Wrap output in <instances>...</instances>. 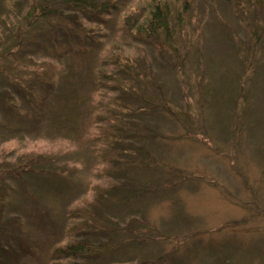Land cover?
<instances>
[{
    "label": "rangeland",
    "instance_id": "374dc122",
    "mask_svg": "<svg viewBox=\"0 0 264 264\" xmlns=\"http://www.w3.org/2000/svg\"><path fill=\"white\" fill-rule=\"evenodd\" d=\"M150 1L110 0L113 11L103 23L84 19L91 44L83 48L73 38L76 51L67 54L61 50L68 37L54 25L32 30L21 45L7 43L0 90L30 84L33 71L54 72L57 100L37 124L16 133L0 128V138L12 136L0 143L1 168L31 162L49 171L32 175L34 182L0 174V264H50L51 250L75 235L85 239L98 214L107 230L89 237L99 244L91 264H264V0L190 3L173 34L179 51L173 76L168 48L136 43L126 32ZM27 8L0 11L5 26L15 31ZM5 26L3 39L12 34L2 33ZM54 33L52 45L47 36ZM109 54L152 64L162 88L147 89L142 111L120 114L113 79L93 80L98 70L114 71ZM20 105L35 113L38 102ZM133 119L149 130L139 140L144 156L119 149L131 132L121 121ZM118 172L147 191L127 202L119 190L106 194ZM95 186L101 213L92 207ZM74 208L82 219L70 215ZM86 208L95 212L90 219Z\"/></svg>",
    "mask_w": 264,
    "mask_h": 264
},
{
    "label": "trees",
    "instance_id": "16d2710c",
    "mask_svg": "<svg viewBox=\"0 0 264 264\" xmlns=\"http://www.w3.org/2000/svg\"><path fill=\"white\" fill-rule=\"evenodd\" d=\"M225 1L228 3L250 4L255 6L261 0ZM193 2L194 0H182L181 2H175L173 0H151L148 2L146 14L142 19L129 21L130 25L126 23V32H128V35L136 43L153 44L158 49H161L162 47L168 48L172 59L170 60L172 61L171 66L172 68H175L176 63L174 59L179 56V51H177L178 46L174 44V41L176 40H173V34L176 33L177 35V31L179 32V29H181L183 17L188 13L187 9H189L190 3ZM174 3L180 4L178 9ZM26 5L28 6L26 12L20 13L23 23H21L20 26L17 25L15 31L13 28L7 27L10 25L5 26V24H7L5 22L6 16L3 17L0 15V25L2 24L5 26L2 33L4 35L8 32L12 33L9 38H0V43L3 42L4 45L2 49H0V61H3V58H6L7 54L10 53L12 49L10 46H6L8 45L7 43L11 42V45L13 46L21 45V41L23 42L25 40V42H27L32 38V34L30 33L32 30L35 29L40 31L42 28L48 27V25H54L55 27L59 26L63 32V34L60 35L68 37L67 44L69 47H62L61 51H63V54H67L70 48L71 50L76 51V48H73L76 43L75 40L72 41L73 38H78L76 41L80 39L83 48L88 47L91 44V38L87 34L88 30L83 26L85 24L84 21L87 20L85 22L89 23L88 21H90V23H92L93 21L98 22V20H102L100 24L103 23L104 19L101 17L109 15L113 11L111 10V7L114 3L112 4L110 0H0V11L8 8L9 11L12 12L15 9L19 10V8L24 9ZM71 33H73V35H71ZM47 37L49 41L52 42V45H54V42H56L57 39L55 33L54 35L51 34ZM5 39H7L8 42ZM59 45H61V43H59ZM59 54L61 55V53ZM110 54L109 56L112 57V62L115 67L114 71H112L110 75H107L104 70H98V73L96 72V76L93 80H100L98 78L99 75L100 77L106 76L113 79V83H115L117 87L113 89L118 95L121 94V97L117 94L115 96L116 99H118L117 103L120 107V114H128L139 110L142 111L145 107V103L148 102V100L145 99V93L149 92L147 89L151 87L158 89L156 86L157 84L159 85V91L157 92H160L162 88V85L158 83L159 80L156 77L157 73L152 70V64H150V62L146 64L142 57H137L134 59L136 62H132L129 57L124 54H122V56H119L118 54ZM1 63V68H4L7 64L5 61ZM52 66L55 68L54 64H52ZM168 68L173 76L174 68L171 69L170 65ZM26 78L31 81L30 84L22 82V84L18 83L16 86L13 84L14 88L6 89L4 87L0 90V128H4L7 133H16L17 131L24 130L23 128L40 121L37 116L44 118L45 116H50V112H53L55 105L54 100H57L54 98L56 74H54V72L48 74L46 71L37 70L31 72L30 76H26ZM123 84L125 85L123 86ZM119 87H121V90H119ZM123 94L129 101L124 100L122 96ZM114 99L115 98L109 100L110 104L115 101ZM31 100L38 102V105L35 106V113H30L28 109H24L20 105L21 101ZM165 102L166 99L161 101L162 108ZM135 104H142L144 107ZM104 105L107 106V103H104ZM131 105L135 107L130 108ZM150 110L155 111V109L152 108ZM165 110L169 111L167 106H165ZM139 114H141V112L138 113V115ZM12 116L13 118H8ZM16 116L20 118L18 120L19 122L12 120L16 119ZM44 121H47L46 118L43 122ZM121 122L124 123V127H126L125 125H128V128L131 131L127 136L129 137V140L123 139V141L125 140L126 142V144L123 145L124 148L122 146L119 147L121 152L126 150H137L136 153L140 154V156L146 155L139 141L143 139L146 135L145 133L149 131L144 128V123L142 127L138 128L140 121L136 119H133L132 121L122 120ZM124 127H122L123 130ZM149 135L152 134L150 133ZM11 137L12 136L1 137L0 143ZM21 164L22 165L20 166L12 164V167L9 166L7 168L0 167V174L8 175L13 174L14 172L19 179L25 178L26 180V178H29L33 182V176L39 178L45 173H48L49 175V171L46 167L40 168V166L31 165V162L28 164ZM126 164L127 163H124V165ZM113 176V180L109 181L107 184L108 190L106 194L119 190L121 200L124 202L130 201L133 196L145 192V190L147 191L145 185L139 184L140 186H135L133 180L127 175L121 174V172H118L117 175L113 173ZM97 192L99 193V190L98 187L95 186V198L92 201V207L96 206L94 210L100 212V196H98ZM76 208L71 210L72 212L70 211V215L74 218L82 219L81 214L83 212H80L81 209ZM90 210L88 208L85 209V212L89 214V219L95 214L93 209ZM102 217L101 214L96 215V226L92 230L89 228L88 230L83 231L82 236H85V239L77 240L75 235L74 239L65 242V244L61 246L54 247L50 252L52 260L50 264H84L81 261V258L83 257L88 258V264H91L92 261L90 260L95 257V255H93L94 247L97 249L99 244L92 243V241L89 240V237H91L93 233L99 234L102 233V231L107 230V226L101 221ZM90 221L92 222V220ZM133 233V237L137 238V231L134 230ZM1 238L2 233L0 224V240ZM60 259H67V261L62 262ZM3 263L10 264L7 259H4Z\"/></svg>",
    "mask_w": 264,
    "mask_h": 264
}]
</instances>
